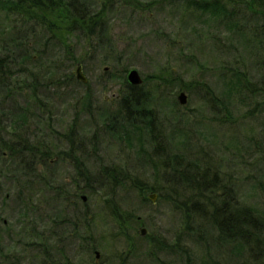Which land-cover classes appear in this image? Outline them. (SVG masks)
Here are the masks:
<instances>
[{"label": "rangeland", "instance_id": "1", "mask_svg": "<svg viewBox=\"0 0 264 264\" xmlns=\"http://www.w3.org/2000/svg\"><path fill=\"white\" fill-rule=\"evenodd\" d=\"M127 1L118 3L109 13L114 54L120 57L118 63H103V50L90 46L82 35L72 41L70 53L78 58L88 78L92 102L115 101V96L124 90L127 71L137 68L145 79L143 87L150 90L154 104L166 120V131L171 132V125L180 121L190 141L208 149L225 169L234 172L242 198L261 204L258 180L264 181V165H257L253 150L261 126L252 116L251 99L236 97L234 103L230 75L226 77L222 68L224 63L240 62L245 70H252V60L245 50L240 47L238 52L233 51L236 50L233 44L238 45L239 39L219 24L211 12L195 9V5L185 0H141L143 7L138 9L131 5L132 0ZM7 16L0 8V30L16 26L31 49L39 53L36 49L42 47V39L38 28L25 33L20 18ZM27 25L35 27L32 22ZM219 42L224 49L218 46ZM69 55L66 50H48L46 57L37 63L41 68L54 58L59 64L68 63ZM123 66H128L127 71H123ZM76 67L75 64L73 70ZM250 77L257 78L252 74ZM74 89L75 93L83 94L86 86L75 83ZM70 90L65 88L61 92ZM181 90L187 94L185 104L177 98ZM39 93L47 95L43 89ZM50 94L52 102L48 107L53 111L54 124L60 129L67 127L73 116L72 96L60 99ZM214 94L217 100L211 103L207 99ZM39 126L43 128V124ZM90 150L89 167L93 174H97L100 163L116 164L121 169L114 173L133 177L137 174L138 178L152 182L155 173L152 162L135 156L134 149L117 137L104 134L97 150L94 152L89 145ZM51 165L52 179L51 169L42 167L40 173L44 181L52 180L50 186L54 187L42 188L40 184L27 209L15 198V183L2 179L0 246L4 251L0 253V264H206L209 251L214 256L213 242L208 241L205 246L206 238L203 233L200 237L196 222L192 221L194 225L188 228L181 214L159 194L155 201L142 200L130 178L122 179L124 186H119L118 175L116 180L104 175L102 184L91 177L96 193L81 192L76 209L81 213L86 207V211L76 217V202L72 201L76 171L69 161L55 156ZM109 191L113 193L108 194ZM3 194H9L4 201ZM109 197L115 202L104 206V198ZM75 222L83 223L82 228L77 229ZM86 224L87 229L83 228ZM141 226L146 228L144 235L140 233ZM87 244L97 248L87 253L84 250ZM95 250H99V258ZM220 259L222 264H228L222 255Z\"/></svg>", "mask_w": 264, "mask_h": 264}, {"label": "trees", "instance_id": "2", "mask_svg": "<svg viewBox=\"0 0 264 264\" xmlns=\"http://www.w3.org/2000/svg\"><path fill=\"white\" fill-rule=\"evenodd\" d=\"M101 1H0V8L8 16L20 18L25 25V33L30 28H38L43 48L36 49L39 53L34 52L29 41L21 36V31L14 25L9 30H0V189L2 179H10L17 187L15 198L27 209L40 184L42 188L54 187L50 186L53 185L50 183L52 180H43L41 168L51 169L54 156L67 160L76 171V175H73L75 190L72 191V201L76 202V217L80 218L81 213L86 211V207L81 213L76 209L81 192L96 193V187L90 183L91 177L102 184L104 175L116 180L118 174L113 171L121 169L116 164L100 163L97 174H93L95 172L89 167L92 157L89 145L94 147L95 152L104 134H108L126 142L138 158L151 161L155 172L152 182L138 178L137 174L134 177L126 173L118 175L119 186H124L122 179L130 178L142 200H147L149 192L155 191L181 214L188 228L196 222L195 228L200 230V237H203V233L206 238L205 246L212 241L216 248L214 256L209 251L206 264H222L220 255L227 259L228 264H264L262 179L258 180L262 203L246 202L241 196L234 172L225 169L208 149L190 141L185 125L179 121L171 125V132L166 131L165 118L154 104L150 90L143 87L145 79L142 84L133 85L125 78L124 90L115 96V101L106 99L102 104H94L88 81L84 83L77 78L73 66L80 61L70 51L72 41L78 35L89 40L90 46L103 50V63H118L120 58L114 54L109 13L118 3L129 1ZM185 1L195 5V9L211 12L219 24L239 39L238 45L233 44L236 47L233 51L238 52L241 47L252 60V70H245L240 62L239 65L235 62L230 65L224 63L222 68L226 77L230 75L229 87L234 103L236 97L246 96L252 101V116L261 126L259 136L253 142V150L257 165H264V0ZM140 2L132 0L131 5L138 9L143 7ZM27 22H32L35 27L28 26ZM218 46L223 45L219 42ZM47 49L66 50L71 55L68 63L64 61L59 64L54 58L41 68L37 61L46 57ZM237 57H240V53ZM127 67L123 66L124 72ZM251 74L257 78L252 80ZM75 83L86 86L85 93H75ZM65 88L71 90L61 92ZM41 89L47 95L42 96L39 93ZM49 93L53 98L60 99L65 95L72 96L73 116L67 127L60 129L54 124L53 111L48 107L52 102ZM215 99L216 94L210 95L207 100L212 103ZM40 124H43L42 129ZM50 174L52 179L53 169ZM8 195L3 194L2 200H6ZM110 201L115 202L110 197L104 198V206H109ZM113 212L116 213V210ZM74 224L77 229L83 225L78 222ZM83 228H89V224ZM95 248L97 245L84 246V250L90 254ZM3 251L0 246V253Z\"/></svg>", "mask_w": 264, "mask_h": 264}, {"label": "water", "instance_id": "3", "mask_svg": "<svg viewBox=\"0 0 264 264\" xmlns=\"http://www.w3.org/2000/svg\"><path fill=\"white\" fill-rule=\"evenodd\" d=\"M76 75H77V78L86 83L88 81V78L87 76L85 75V73L83 72V68H82V65L80 63H77V67H76ZM126 79L127 81L130 83V84H133V85H140L144 82V78L142 77L141 73L139 72V70L137 68H130L127 73H126ZM177 98L179 100V102L181 104H185L187 102V94L185 93V91L181 90L178 95H177ZM156 197H157V193H150L149 194V198L152 200V201H155L156 200ZM86 196L83 195V199H85ZM140 219V217H138ZM146 232V228L141 226L140 227V233L142 235H144ZM95 254H96V257L99 258L100 256V252L99 250H95Z\"/></svg>", "mask_w": 264, "mask_h": 264}]
</instances>
